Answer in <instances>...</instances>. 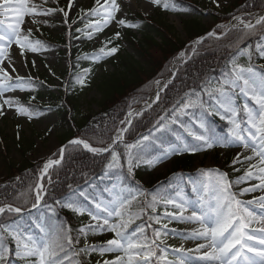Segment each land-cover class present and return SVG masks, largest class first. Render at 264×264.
Returning <instances> with one entry per match:
<instances>
[{
  "label": "snow or ice",
  "instance_id": "obj_1",
  "mask_svg": "<svg viewBox=\"0 0 264 264\" xmlns=\"http://www.w3.org/2000/svg\"><path fill=\"white\" fill-rule=\"evenodd\" d=\"M125 2L127 3L128 0ZM150 2L154 5H162L164 10H175L173 0H150ZM46 3L47 0H40V3L34 0L33 2L0 0V16L4 17L0 20V117L7 115L9 111L29 120L41 115L33 109L30 101L26 105L19 98L6 94L17 90H34L38 83L31 76H21L17 71L18 67L27 66L26 52L35 54L45 50V44L41 40L32 38V28L25 29V17H29L30 24H47L48 19H54L56 13H62L67 22L68 11L63 7H45ZM73 3L74 0H69V11ZM216 6L219 7V4L216 3ZM118 14L121 17L119 19H117ZM123 15L118 0H103V2L95 0V6L86 10L80 17L81 20L92 17L95 19H89L85 28L77 31H83L88 39H93L113 23L133 29L140 26L138 23L127 21ZM36 17L46 19L37 20ZM233 19L238 23L232 27L238 28L239 25H243L247 35L255 34L257 25L264 27V16H260L255 24L251 20L245 22L243 17ZM207 36L220 38L215 29ZM120 38L121 33L115 32L90 57L86 54L84 58L100 63L115 56L120 46L113 42ZM205 38L200 37L193 43L199 45ZM13 46H16L17 56L23 63L11 55ZM251 49L252 45H248L246 49L239 48L230 57V67L221 72L217 86L212 84L215 78L205 77L198 85L199 91L194 87L179 96L172 108L155 122L154 133L158 135L150 131L148 135L134 143H126L123 138L124 133L131 126L133 115L129 111L125 120L119 122L123 126L116 129L112 144L107 147H94L87 139L81 138L69 141V145L73 148L82 147L94 155L109 153L110 159L106 161L105 172L124 174L128 177H133L135 168L142 164L155 166L171 155L196 154L216 146L225 148L235 146L241 151L237 152L231 167L235 172H240L241 167L237 165L246 164L243 174L230 179L227 172L218 168L199 169L198 178L188 181L192 191L196 193V198L188 199L183 188L180 187L184 183L181 173L173 187L162 193L153 194L150 200L144 202V207L136 212L131 211L129 207L136 193H129L128 196L116 193L109 199L92 196L90 198L92 207L73 199L56 200L55 204L61 208H67L79 215L87 214L89 222L79 227L75 236L70 226L62 221L54 222L50 229H41L44 233L43 239L24 233L14 222L0 225V264H13L10 257H14L21 264H64V261L69 260V250L75 256L81 254L90 256L93 252L100 256L108 253L116 254L113 259L103 260V264H264V65L257 68L245 67L237 63V59L241 56H246L251 61ZM192 51L194 53L195 48ZM255 51L259 58H264V33H261L256 41ZM184 55V52H181L180 58L183 59ZM32 65L35 67V60L32 61ZM90 72V68L84 69L76 77V84L81 88L85 87L86 77ZM155 83L159 84V81ZM168 83H171V80ZM237 95L244 98L242 105L236 102ZM34 99L35 97L30 98V100ZM158 100L159 92L156 96V101ZM248 101L254 106H250ZM211 115L219 116L221 120L226 121L228 128L225 135L216 133L208 119ZM185 117L188 118L187 121ZM193 123L196 125L195 128L192 126ZM177 127L184 130L190 139L177 134ZM169 134L174 136V142L164 148L163 144ZM17 138H19L18 134ZM156 142H160L162 154L154 159H145L150 156ZM117 143L124 145L123 152L116 150ZM65 147L61 146L59 149L58 159H48L43 164L34 187L29 189L35 199L33 208H37L48 195L45 180L51 184L50 169L62 164L65 159ZM249 151L251 154L246 155L245 153ZM122 157L125 163L121 162ZM244 184L247 186L239 187ZM237 188L238 191L235 190ZM258 192L262 194L254 195L251 199L242 198L246 194ZM45 206L50 212L55 213L54 207L47 205L46 202ZM158 207H162L164 211L158 212ZM169 208L173 210L168 211ZM22 211L21 207H13L10 204L0 206V215L5 212L19 214ZM145 215L147 216L145 223L129 231L134 219ZM164 220L168 222L163 223ZM172 222L195 224L198 227L178 230L169 227ZM153 224L159 227L153 228ZM146 229H151V235ZM106 232L112 234L111 239L103 243L88 242L89 236ZM169 235L205 242L198 244L195 249L170 248L166 243ZM81 238L84 239V244L76 249L75 245L80 244ZM10 240L14 243V248L10 247ZM169 251L178 259H169ZM60 253L63 255L61 256ZM69 264H72L70 260ZM76 264L81 262L77 261ZM97 264L100 262L97 261Z\"/></svg>",
  "mask_w": 264,
  "mask_h": 264
},
{
  "label": "trees",
  "instance_id": "obj_2",
  "mask_svg": "<svg viewBox=\"0 0 264 264\" xmlns=\"http://www.w3.org/2000/svg\"><path fill=\"white\" fill-rule=\"evenodd\" d=\"M173 3L177 8L189 7L198 11L203 10L195 0H173ZM232 8L234 11L244 12L264 9V0H237ZM82 15L83 13L79 15L76 24H73L72 27H68L64 21L60 22L63 29L59 38L60 43L71 45L72 34L76 32L79 23L86 20L80 19ZM227 15L231 16V14ZM126 20L138 23L140 26L135 29L125 28L124 32L119 31L121 38L113 42L120 46V50L116 54L120 61L119 63H117L118 60L116 61L115 66L118 67H115L111 73L101 74L99 80L96 81L95 86L101 94L98 113L83 115L78 111V101H68L69 106L67 107L63 101L65 96H61V94H49L47 96L50 107L57 108L60 115L61 127L63 132H65L62 135V142L73 136L74 129L72 128L71 120H74L76 129L84 139L96 146H103L108 143L127 111L145 101L154 90V82L169 74L173 57L185 45V42L174 32V27L166 22L161 14L157 18L153 15L130 13ZM183 24L189 38L200 36L207 30L198 16L184 19ZM259 36L256 34V37L249 38L243 28H237L230 30L229 34L220 40L208 37L196 46L194 53L191 47H188V61L179 68L175 80L163 92L159 102L150 110L134 119L126 132L124 141L126 143H134L136 140L148 135L150 131L154 133V125L159 117L170 110L174 102L183 93L194 87L199 91L198 85L203 78H215L212 84L217 86L221 72L226 71L230 67V57L239 48L246 49L248 45H252V60L249 61L246 56H241L237 59V63L243 66L258 65L261 58L258 57L255 51V44ZM122 39L126 40L133 53L122 52L124 50L121 43ZM88 65L89 63H83L80 68L87 69ZM64 77L66 83H68L71 75L66 71L64 72ZM67 109L72 110L74 118L76 117L75 119L69 116L70 113ZM212 117L214 118V123H218L219 126L227 125L226 121L221 120L219 116L213 115ZM115 147L117 151L123 152V144L118 143ZM70 158L79 161V163H70ZM108 159H110L109 153L94 155L85 152L82 147L73 148V146L68 145L62 164L50 170L51 184L45 180L48 195L45 196L39 207L26 213L5 212L0 216V225H8L13 222L22 225L25 218L35 221L39 214L44 212L45 218L51 226L54 222L62 221L65 225L71 227L72 234L75 236L76 230L86 223L87 214L79 215L68 210L69 215L64 217L55 201L65 200L72 193L82 191L84 187H89L93 192H96V189H101L103 184L108 185L112 181L113 174L110 173L108 177L102 175ZM145 159L147 158L145 157ZM194 159L195 156L192 155L176 159L174 167L167 175L159 180H151V184L148 187L142 188V194L133 200L130 210L133 212L141 210L144 207V202L150 200L153 194L162 193L170 185L177 183L179 174L183 173L184 175L188 172L194 164ZM121 162L125 163L124 157L121 158ZM25 166H9V171L11 172L9 178L0 184V206L12 204L26 210L33 204L32 194H30L29 189L33 188L36 183V177L41 165L29 163L27 167ZM16 173L20 175L14 177ZM134 176L138 177V173L135 172ZM69 185H71V188H69ZM45 202L56 209L55 213L48 210ZM161 209L162 207H158L157 210L161 211ZM145 211L148 210L145 209ZM141 220H147V216L134 219L131 225ZM20 228L22 229L21 226ZM94 256L95 254L91 253L90 256H86V260H83L82 263L97 264L98 260ZM10 260L14 262L13 264H21L14 257H10ZM100 264L103 263L100 262Z\"/></svg>",
  "mask_w": 264,
  "mask_h": 264
},
{
  "label": "rangeland",
  "instance_id": "obj_3",
  "mask_svg": "<svg viewBox=\"0 0 264 264\" xmlns=\"http://www.w3.org/2000/svg\"><path fill=\"white\" fill-rule=\"evenodd\" d=\"M33 2V0H30ZM36 3H40V0H34ZM69 0H47V3L44 5L48 8L63 7L65 11L69 12L68 21L75 20V18L85 12L86 10L92 8L91 4L93 0H74L71 10L68 9ZM103 2V0H101ZM201 4L207 5L203 14H201V22L206 26L209 32H212L214 29L219 36V40L223 39L227 34H229L228 27L232 25L234 17H243L244 21L247 22L251 20L253 24L256 23V20L260 16H264V9H257L249 11V13L243 15L237 11H234L232 6L237 2V0H200ZM118 3L121 4V9L124 13L123 18L128 12H142L144 14H155L158 16L163 15L166 22L170 24L173 23L174 32L176 35L185 42L189 41V37L186 32L183 30V24L181 19L189 18L190 16L196 15L192 10L183 9L181 12L175 10H164L162 5H154L150 0H128L126 3L125 0H118ZM216 3L219 4V7L216 6ZM64 4V5H63ZM199 12V11H198ZM227 14H231L228 16ZM62 13H56L54 19H48L47 24H30L29 17H25V29L27 27L32 28V38L39 39L45 44V50L38 53L26 52L25 56L27 58V66L18 67L17 71L21 76H31L34 80L38 81L36 83L34 90L30 91H15L14 93H8L6 95H12L21 100V102L28 104V99L35 92H41V98L38 99V102H46V96L48 90L52 93L57 94L59 91L63 90V71L65 69L69 70L72 66L70 58L81 57L83 53H87L89 56L95 52L96 47L101 43L103 39L109 36L111 32L116 31L119 28H122L115 23L106 28L102 33L96 35L93 39H88L85 32L79 31L74 35L73 44L75 46V51L69 57H61V52H65V45L58 46L57 41H55L58 34L61 32L59 26V20L61 19ZM226 15V16H225ZM121 18L120 14L117 15V19ZM4 19L3 16H0V20ZM37 20H44L45 17H36ZM95 19V17H94ZM238 23V22H237ZM236 23V24H237ZM87 24V23H86ZM84 24V26L86 25ZM234 24V25H236ZM218 25H224V28L217 27ZM85 28V27H84ZM83 28V29H84ZM233 28V27H232ZM238 28H243V25H239ZM38 29V30H37ZM36 33V35H34ZM264 33V27L261 25L256 26V32L253 35H247L249 38L256 37V34L260 35ZM208 38V37H207ZM206 38V39H207ZM217 39V38H216ZM197 45H191V49L196 48ZM11 55L17 59L20 63V58L17 56V48L13 46L11 49ZM185 59V57H184ZM261 66L264 65V58ZM35 60V67L32 65V61ZM118 67V66H116ZM99 68H103L102 70ZM117 69V68H116ZM31 70V71H30ZM101 70V71H100ZM114 68L110 65L109 58L105 61H102L98 64V68L95 69L90 75V79L87 82L88 84L80 88L73 90L71 95H73L79 104L80 110L82 113L95 114L99 112L100 105L99 101L101 94L96 88V81L99 80L100 75L104 73H111ZM11 71V69H9ZM244 102V98L237 95L236 102L239 104ZM250 106H254L251 105ZM35 111L41 113V115L36 116L32 119H27L26 117L20 116L13 111H9L7 115L0 117V184L7 178H9L10 165H15L19 167L20 165H28V163H33L37 165H43L48 159H58V151L63 145L62 135L63 131L59 124V117L55 112H52L50 109H39L34 108ZM144 113V112H143ZM143 113H137L143 114ZM19 126V127H18ZM17 134L19 138H17ZM223 135V134H219ZM85 151V150H84ZM241 149L238 147H221L216 146L213 149L202 151L196 153L194 164L192 168L183 175L184 183L180 187L186 189V187H191V184L188 181L197 179V172L199 169H210L218 168L225 172H230L234 174V179L236 176L243 174V170L247 165H237L241 167L240 172H235L231 167V164L228 165V159H234L237 152H240ZM87 152V151H85ZM90 153V152H87ZM157 154L156 156L161 155ZM250 155V151L245 153ZM65 156V154H64ZM155 156V157H156ZM179 155H171L169 158L163 160L155 166L147 167V170L138 169L140 177L137 179L136 184L149 185L151 180H159L169 173V171L174 167V162L178 159ZM70 163H79L73 158H70ZM232 162V161H231ZM255 161H253L254 163ZM134 171H137L135 168ZM20 174H14V177H18ZM254 182V181H253ZM247 184L240 185L239 187H246ZM183 189V190H184ZM238 191V188L235 189ZM116 193L128 196L129 193L139 194V188L132 183L131 177H128L124 174H119L116 180V183L112 185L109 189L110 198L114 197ZM185 196L188 199H191L187 194V191L184 190ZM262 193L246 194L243 196V199H251L252 196H258ZM137 196V195H136ZM196 198V193H194ZM34 202V195L31 196ZM32 202V203H33ZM82 204V203H81ZM9 205V204H6ZM4 205V206H6ZM12 205V204H10ZM131 205V204H130ZM130 207V206H129ZM255 207V206H253ZM171 209V208H169ZM173 209H171L172 211ZM89 222V220H88ZM163 222V221H162ZM167 223V222H163ZM138 226V225H137ZM135 226V228L137 227ZM170 228H176L178 230H190L191 228L198 227V225H186L183 223L172 222L169 224ZM134 228V229H135ZM30 230V229H28ZM131 231V230H129ZM27 234L39 237L43 239L44 236L30 230L27 231ZM109 238H112V234L109 232L99 234L96 236H89V243H103ZM166 242L170 248H179L183 247L184 249H195V247L204 243L203 240H190L184 239L181 236L169 235L166 238ZM84 244V239L81 238L80 244L77 246L80 248ZM172 253V252H171ZM111 254V255H108ZM105 254V259H110L116 254L108 253ZM195 255H200V253H194ZM63 253L61 254V256ZM173 260L178 259V257L172 253ZM101 256H98L100 259ZM69 260L72 264H76L75 255L69 251ZM69 260H66L64 264H69Z\"/></svg>",
  "mask_w": 264,
  "mask_h": 264
},
{
  "label": "bare ground",
  "instance_id": "obj_4",
  "mask_svg": "<svg viewBox=\"0 0 264 264\" xmlns=\"http://www.w3.org/2000/svg\"><path fill=\"white\" fill-rule=\"evenodd\" d=\"M233 24H236L237 21L234 20L232 22ZM184 59V58H183ZM183 59L180 58V55L174 60V63H173V70H176V68L178 67L179 63L183 61ZM164 86V83L163 82H160V84H158V91L162 89V87ZM155 98V96L153 97Z\"/></svg>",
  "mask_w": 264,
  "mask_h": 264
}]
</instances>
